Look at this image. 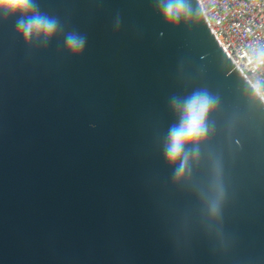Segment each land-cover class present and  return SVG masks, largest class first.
Segmentation results:
<instances>
[{"label":"water","instance_id":"water-1","mask_svg":"<svg viewBox=\"0 0 264 264\" xmlns=\"http://www.w3.org/2000/svg\"><path fill=\"white\" fill-rule=\"evenodd\" d=\"M0 264H264V103L198 0H0Z\"/></svg>","mask_w":264,"mask_h":264},{"label":"built area","instance_id":"built-area-1","mask_svg":"<svg viewBox=\"0 0 264 264\" xmlns=\"http://www.w3.org/2000/svg\"><path fill=\"white\" fill-rule=\"evenodd\" d=\"M212 33L264 103V0H198Z\"/></svg>","mask_w":264,"mask_h":264}]
</instances>
